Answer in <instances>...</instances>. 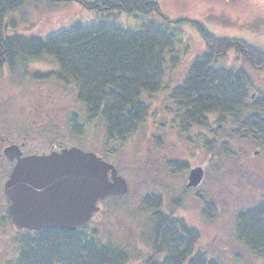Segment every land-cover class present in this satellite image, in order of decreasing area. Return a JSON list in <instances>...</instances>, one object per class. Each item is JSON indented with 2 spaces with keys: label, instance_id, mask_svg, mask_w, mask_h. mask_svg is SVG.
I'll return each mask as SVG.
<instances>
[{
  "label": "rangeland",
  "instance_id": "374dc122",
  "mask_svg": "<svg viewBox=\"0 0 264 264\" xmlns=\"http://www.w3.org/2000/svg\"><path fill=\"white\" fill-rule=\"evenodd\" d=\"M79 1L24 0L23 5L8 14L4 32L45 37L77 22L99 20L132 30L140 27V16L86 8ZM155 1L171 19L196 20L216 36L238 38L264 49V0ZM182 29L188 51H178L177 61L168 64L163 88L145 96L151 104V114L122 145L107 143L101 118L86 119L73 84L53 76H32L56 70L52 58L31 60L24 66L19 61L14 67H0V217L8 207L4 184L11 168L3 154L6 146L24 142L22 150L26 154L46 153L52 143L59 149L77 146L114 164L129 185L126 195L100 202V210L88 226L96 231L101 242L111 241L125 248L129 253L126 264H144L150 253L153 211L145 200L151 194L160 196L162 211L169 213L177 208V215L200 232L195 250L224 264H264L261 257L236 238L235 231L237 212L264 198V145H258L254 139L228 138L224 134L222 137L232 152L211 154L198 128H182L171 91L184 79L195 57L205 50L195 26L184 23ZM222 64L247 71L252 98L264 93V69L253 67L234 52H229ZM257 107L254 105L252 111L263 116L264 112H257ZM73 115L82 125L81 134L73 131ZM181 162L186 166H181ZM197 166L203 168L204 178L197 187H187L189 172ZM207 201H211L210 212L205 209ZM19 235L15 226L0 223V264L17 254Z\"/></svg>",
  "mask_w": 264,
  "mask_h": 264
},
{
  "label": "trees",
  "instance_id": "16d2710c",
  "mask_svg": "<svg viewBox=\"0 0 264 264\" xmlns=\"http://www.w3.org/2000/svg\"><path fill=\"white\" fill-rule=\"evenodd\" d=\"M79 2L86 8L140 16V27L132 30L99 20L77 22L45 37L7 35L6 18L24 0H0V67L8 64L14 67L19 61L24 66L31 60L41 62L46 57L52 58L57 64L56 70L36 72L32 76H53L73 84L86 119L101 118L106 126L107 143L122 145L151 114V104L145 96L163 88L168 64L177 61L178 51H188L189 44L182 39V25L190 23L200 32L205 50L195 57L184 79L171 91L182 128H198L211 154L230 153L224 134L228 138L254 139L258 145H264V115L252 111L255 105L257 112H264V93L252 98L247 71L222 64L228 53L234 52L253 67L264 69L263 48L238 38L216 36L196 20L171 19L161 12L155 0ZM71 119L74 133L81 134L82 125L76 122L75 115ZM159 198L151 194L145 200L153 212L150 253L144 264H224L195 250L200 232L177 215V208L169 213L162 211ZM210 205L211 201H207L205 209L209 210ZM2 222L15 226L8 207L1 213ZM88 226L89 223L74 231L19 229L18 252L5 264L128 262L129 253L125 248L111 241L101 242L96 231ZM235 231L236 238L264 260V198L237 212Z\"/></svg>",
  "mask_w": 264,
  "mask_h": 264
},
{
  "label": "water",
  "instance_id": "95a60500",
  "mask_svg": "<svg viewBox=\"0 0 264 264\" xmlns=\"http://www.w3.org/2000/svg\"><path fill=\"white\" fill-rule=\"evenodd\" d=\"M3 154L16 160L4 193L10 200L12 222L20 230L74 231L99 212V202L129 191L114 164L77 146L23 155L21 146L13 143ZM203 178V168L193 167L187 187H197Z\"/></svg>",
  "mask_w": 264,
  "mask_h": 264
},
{
  "label": "flooded vegetation",
  "instance_id": "af4514ba",
  "mask_svg": "<svg viewBox=\"0 0 264 264\" xmlns=\"http://www.w3.org/2000/svg\"><path fill=\"white\" fill-rule=\"evenodd\" d=\"M58 143V142H57ZM10 144H13V143H10ZM15 144H18V145H20L21 146V149H22V147L25 145V143L23 142V143H15ZM63 148H60L59 149V147H58V145L56 144V143H52L50 146H49V151H47L46 153H50V152H52V151H60V150H62ZM22 152H23V155H30V154H26V153H24V151L22 150ZM33 154H39V153H33ZM40 154H43V153H40ZM9 162H10V173H9V177H10V174H11V172H12V170H13V167L15 166V163H16V160H13V161H10L9 160ZM8 177V178H9ZM6 199H8L7 197H6ZM9 205H10V200H9V204H8V209H9Z\"/></svg>",
  "mask_w": 264,
  "mask_h": 264
}]
</instances>
